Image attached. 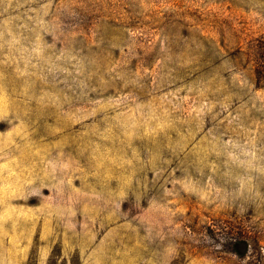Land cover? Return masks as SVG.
<instances>
[{"label":"rangeland","instance_id":"1","mask_svg":"<svg viewBox=\"0 0 264 264\" xmlns=\"http://www.w3.org/2000/svg\"><path fill=\"white\" fill-rule=\"evenodd\" d=\"M0 264H264V0H0Z\"/></svg>","mask_w":264,"mask_h":264}]
</instances>
